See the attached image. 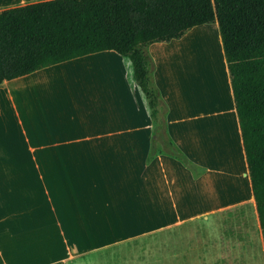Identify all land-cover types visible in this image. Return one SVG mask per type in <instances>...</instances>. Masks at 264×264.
Instances as JSON below:
<instances>
[{"label":"crops","instance_id":"crops-1","mask_svg":"<svg viewBox=\"0 0 264 264\" xmlns=\"http://www.w3.org/2000/svg\"><path fill=\"white\" fill-rule=\"evenodd\" d=\"M39 1L0 0V11ZM196 27L148 47L166 135L192 167L159 141L149 158L158 123L115 50L0 83V264H264L219 29L217 108L204 109L203 82H183L179 44Z\"/></svg>","mask_w":264,"mask_h":264},{"label":"trees","instance_id":"trees-1","mask_svg":"<svg viewBox=\"0 0 264 264\" xmlns=\"http://www.w3.org/2000/svg\"><path fill=\"white\" fill-rule=\"evenodd\" d=\"M218 23L252 189L264 215V0H43L0 11V83L86 54L128 56L155 127L159 150L188 159L166 135L167 105L151 76L148 47ZM162 148L157 149V142Z\"/></svg>","mask_w":264,"mask_h":264},{"label":"rangeland","instance_id":"rangeland-1","mask_svg":"<svg viewBox=\"0 0 264 264\" xmlns=\"http://www.w3.org/2000/svg\"><path fill=\"white\" fill-rule=\"evenodd\" d=\"M196 28L179 44L182 50L180 55L182 78L185 84L199 80L206 85L207 96L205 97H208V103L203 102V107L212 110L217 108L213 103L212 86L216 85L221 97L226 93L222 47L220 41L216 38V29H219V26L215 22L210 25H200ZM223 100L225 101V99ZM203 107L200 104V108ZM157 126L158 128L161 127L160 124Z\"/></svg>","mask_w":264,"mask_h":264}]
</instances>
